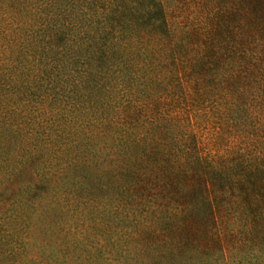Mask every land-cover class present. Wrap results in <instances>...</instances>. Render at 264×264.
<instances>
[{"label": "trees", "instance_id": "1", "mask_svg": "<svg viewBox=\"0 0 264 264\" xmlns=\"http://www.w3.org/2000/svg\"><path fill=\"white\" fill-rule=\"evenodd\" d=\"M236 159L264 160V0H0V261L33 230L31 264L223 251Z\"/></svg>", "mask_w": 264, "mask_h": 264}, {"label": "rangeland", "instance_id": "2", "mask_svg": "<svg viewBox=\"0 0 264 264\" xmlns=\"http://www.w3.org/2000/svg\"><path fill=\"white\" fill-rule=\"evenodd\" d=\"M191 5L189 11L194 9V4ZM237 160L230 171V192L234 196L227 200L230 207L221 215L220 231L225 241L223 251L192 264H264V160L252 166L241 165L242 161ZM23 240L25 250L21 261L31 264L35 259L32 257L43 247L44 240L37 230L31 231ZM46 259L38 258V261ZM11 260L13 258L4 259L0 264H12Z\"/></svg>", "mask_w": 264, "mask_h": 264}]
</instances>
